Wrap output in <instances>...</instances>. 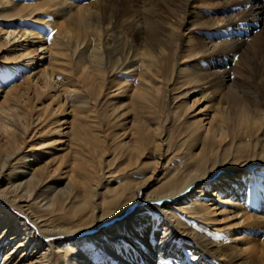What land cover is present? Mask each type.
Listing matches in <instances>:
<instances>
[{"label":"bare ground","instance_id":"bare-ground-1","mask_svg":"<svg viewBox=\"0 0 264 264\" xmlns=\"http://www.w3.org/2000/svg\"><path fill=\"white\" fill-rule=\"evenodd\" d=\"M28 1L0 0V9H7L0 12V64L8 60L12 73L23 79L21 85L0 89V264H156L170 255L179 257L181 245L194 256L203 251L222 264H264V239L258 235L264 234V219L251 216L258 214L257 207L242 182L252 164L264 161V0H120L129 3L121 16L113 13L117 0ZM25 18L32 20L30 28H18L17 21ZM249 23L256 27L253 34ZM125 28L132 32L130 41L101 39ZM92 36L96 43L88 63L82 53L73 62L62 52L67 43L82 49ZM172 57L175 64L186 62L187 69H174L172 80L165 79L162 67ZM65 59L72 69L62 63ZM118 74L132 76L134 83ZM58 76L62 88L55 84ZM152 76L165 82L167 105L200 96L181 103L193 114L185 124L195 170L179 175L176 169L154 186L168 163H163L168 150L161 145V128L141 121ZM137 83L141 87H133ZM175 86L182 93L189 89L173 96ZM71 94L84 99L66 109ZM40 96L48 103L35 117L34 101ZM102 98L106 111L101 120L91 119L92 113L84 116L88 127H96L86 132L77 111L93 108ZM199 105L204 107L196 109ZM49 113L62 118L38 135L56 136L48 145L60 147L63 155H50L43 163L26 152L20 157L28 126H39ZM153 150L159 154L153 156ZM108 156L136 175L143 168L152 173L141 182L126 181L97 193L91 184L109 164ZM69 158L68 170L61 168ZM83 159L90 170L82 175L73 165ZM195 189L198 198H213L212 203L192 198L191 204L213 227L229 233L234 243L229 251H218L176 216L184 205L181 199L192 197ZM144 207L160 214V232L140 211ZM25 223L31 230L26 235L21 234ZM88 232L92 238L74 241ZM123 233L129 240L118 247L115 240ZM40 237L57 238L55 250ZM100 249L107 254L97 259Z\"/></svg>","mask_w":264,"mask_h":264},{"label":"rangeland","instance_id":"rangeland-1","mask_svg":"<svg viewBox=\"0 0 264 264\" xmlns=\"http://www.w3.org/2000/svg\"><path fill=\"white\" fill-rule=\"evenodd\" d=\"M6 1V0H4ZM85 0H78V2L75 3H81L84 2ZM7 2H11L10 4H14V5H25V3L29 2L28 0H7ZM158 9L161 11L162 10V15L165 16V11L162 8L163 6L161 4L158 5ZM129 7V3H127L126 1H124V3L120 0H117L114 5H113V10H114V15L116 16H121V14L127 12V8ZM7 9L6 8H1L0 12H5ZM158 10V11H159ZM17 27L18 28H30L29 26L32 24V20L30 18H25L24 20H18L17 21ZM248 28L249 31L253 34V32H256V27L253 26L249 23L248 24ZM54 35V32L52 31L48 36H46L47 38H51ZM56 36V34H55ZM54 36V37H55ZM118 37V38H117ZM132 32L129 29H120L117 32L114 33H105L101 39L104 42L107 43H114L116 38L122 41H130L132 40ZM58 41V45L62 46L64 43L57 38ZM86 41L84 42V46L82 49L80 48L81 45L77 48V46L75 47L74 45H70V44H66L62 47V52L68 53V55L70 56L69 59H71L73 62H75V60H77V56L79 55V53H82V57H85L86 63H88L91 59V57L93 55L92 47L94 42L96 43V38L94 36H92L91 38H87L85 39ZM82 43V42H81ZM88 46V47H87ZM73 49H77V51L74 52V56L72 57V52ZM88 49L89 52L87 51ZM80 51V52H78ZM92 52V53H91ZM91 55V56H90ZM7 55L4 57L5 59ZM72 57V58H71ZM1 61H3L2 56H1ZM8 60H6L4 63L0 64V89H9L15 86H18L19 84L21 85V83L23 82V79H20L18 76L14 75L12 73V71L10 70L11 68V64H7ZM62 63H65L67 65V67L69 69H72V67L69 65L67 59L62 60ZM186 62H184L183 64H175V62L173 61V57L172 59H166L165 64L163 70H162V77L165 79H170L172 80V73L173 70L177 69V68H182V69H187L186 67ZM16 65V64H15ZM176 65V66H175ZM184 65V66H183ZM231 65H229L228 67H230ZM140 70H143V68H139L140 65L135 64L134 68H137ZM67 70V69H66ZM143 72V71H142ZM146 76H150L151 75H146ZM161 76L159 78L157 77H153L149 80V82H145L148 86H150V88H148V91L150 93V95H147V103L144 104L143 108V113L144 115H142V122L147 124L150 127H156L158 125V127L161 128L162 130V137L161 139L164 141V145L163 143L161 144L166 150H168L167 155L165 156L164 162H168L165 165V168L163 170H160L158 174L159 179L152 184L157 185V183L159 181L164 182L166 181L170 175L171 172H173L174 170H179V175L180 174H184L186 172H190L195 170L196 168V164L195 162L192 160V155L190 156L191 153L194 152V148L192 147L191 141L188 139V129L186 126V122L188 120L189 117H192V112L190 113V111L185 112L184 108H182V102H186L189 101L190 103L196 99V98H200L199 94L198 97H196L197 95L189 98V99H185L182 98L180 100H175V104L174 105H167L166 102V96H165V91H166V87H163V84H165V82L163 83L161 80ZM18 77V78H17ZM122 81H130L129 83H134L133 81V77L130 75L124 76L122 74H118V76ZM115 77L113 76V79ZM134 78H136V74H134ZM116 82H118V80L114 79ZM148 80V79H146ZM55 84L59 87L62 88L64 85V82L62 83V79L61 77H57L55 80ZM62 83V84H60ZM60 84V85H59ZM142 84V82H141ZM168 84V83H167ZM162 86V87H161ZM177 86V85H176ZM175 86V91L171 90V92L173 93V96L178 95V94H183L186 92H188L189 88L184 87L183 93L181 92V89H179V87L177 88ZM66 87V86H65ZM133 87H141L140 83H137L136 86ZM157 87H160L159 91H154L157 89ZM183 88V87H182ZM154 91V92H153ZM77 95V96H75ZM75 95H69L68 99L69 101H66L67 104L65 105V108L67 109L68 106H71V104L76 105L78 104L77 102H81V100L84 99L83 96L75 94ZM64 97V96H63ZM107 99V98H106ZM71 101V102H70ZM114 102H119V100H117V98L115 100H113ZM48 103V99L45 98V96H40L37 100L34 101V105L36 110L33 111V113L31 114L32 116L37 115V113H39L40 111H38L40 109V107H42L44 104ZM91 105H87L85 109H83L81 112H78V117L80 118V124L85 125V129L86 132H91L90 129L95 130L96 127H88L90 125V120L88 122V120L84 119V116L87 114H91L92 113V117L91 119H93L94 117H98L99 120H101L102 115L104 114V112L106 111V106H107V100H104V98H102L97 104H95L93 106V108H90ZM177 107V108H176ZM203 108V106H197V108ZM23 110V109H22ZM70 110V109H68ZM92 111V112H91ZM71 113H73L71 111ZM70 113V114H71ZM36 117V116H35ZM62 118L61 115H57V116H52L51 113H49L48 115L45 114L43 115V117H41V120L44 119V121H41L39 126H28L29 127V132L26 134V136L24 137V139L21 142L20 145V157H22L24 155V153H27L28 155H33V157L39 159V161H41L42 163L45 161L46 158H49L50 155H54V157L57 156L60 157L63 155V153L59 152V148L60 147H54L53 145H48L50 142L49 139H54L56 136H48V135H43L42 137H40L38 134L40 131H42L43 129H45L46 127H52L54 128V121ZM65 119H69L68 117H66ZM100 130L102 132H104V134L108 135L109 130L105 127V124L102 125L100 124ZM34 131V132H33ZM29 133H34L33 137H31V135L29 136V138L27 139V136ZM31 137V138H30ZM262 137L264 138V130L262 132ZM242 140V139H241ZM48 141V142H47ZM47 143V144H46ZM43 145H48L46 148L41 149V147ZM186 145V146H185ZM183 147V148H182ZM57 148V149H56ZM88 148V146H87ZM186 148H188L186 150ZM37 149V150H35ZM153 149V148H152ZM192 149V150H191ZM194 149V150H193ZM181 150V151H180ZM185 150V151H184ZM191 151V152H190ZM193 151V152H192ZM25 153V154H26ZM31 153V154H30ZM159 152H154L152 155L156 156L158 155ZM112 157V156H111ZM61 160V159H60ZM109 161V164H106V168H103V171L98 174V179L96 176V182H93L91 185L92 187L96 188V192L97 193H103L104 188H110V187H115L118 185H121L124 182H132V183H137V182H141L143 180H145L148 176L151 175L152 170L151 168H149L150 170L146 171V168L141 169V171L139 170L138 174L136 175V170L133 168L127 169L125 170V166L122 165V162H115L113 161L112 158H110V156H108L106 158V161ZM169 160V161H167ZM71 158H69L66 162L65 165H62L61 168L68 170V166L71 163ZM264 161L258 162L256 161L254 164H252L247 171H245L246 173H248V179L245 180L244 178H242V182L244 183V187H245V192L247 194L251 193V203L257 207V213L258 214H254V213H250L252 217H260L264 219V165L262 164ZM191 164L190 166L188 165ZM105 165V164H104ZM109 165V166H108ZM122 165V166H121ZM195 165V167L193 166ZM89 164L86 160H81V162H79L78 164H74V170L75 172L79 174L83 175V171H85L86 169H89ZM194 168H193V167ZM117 167V168H115ZM122 169H121V168ZM116 169H119V172H115ZM121 169V170H120ZM90 170V169H89ZM106 170V171H105ZM145 170V171H144ZM114 171V172H113ZM121 171H124L121 173ZM128 171V172H127ZM128 174H126V173ZM118 173V174H117ZM121 173V174H120ZM174 173V172H173ZM91 173L89 172L87 175L89 176ZM104 174V177H102ZM113 174V175H112ZM115 174H117L116 176H114ZM86 175V176H87ZM106 175V176H105ZM87 176V177H88ZM110 176V177H109ZM154 176V175H153ZM107 177V179L105 178ZM109 177V178H108ZM125 177V179H124ZM179 177V176H178ZM96 183V185H95ZM94 184V185H93ZM100 186H97V185ZM103 187V189H102ZM93 188V189H94ZM99 188V189H98ZM208 191H212V189L210 187L207 188ZM95 191V189H94ZM261 191V193H260ZM194 192H196V189L193 191V196H187L184 197L183 199H181V203H184V205L182 206V210L179 212H176V216L179 218L180 222H182L183 226L185 229H187L188 231H191L195 234L201 235L204 239H206L207 241L211 242L212 244H215V249H217L218 251H229L233 246L234 243L231 242L232 239L230 238L229 233H227L226 231H220L217 230V228L213 227V225L211 223H209L208 221H206L207 216L204 215L197 206H195L194 204H191L192 202V198H195L196 200H204L207 203H212L213 198L209 197V196H202L198 198V195H194ZM263 192V193H262ZM215 200V199H214ZM142 209V208H141ZM142 213H144V215H148V220L151 224L154 225V227L156 228V232H160V230H157V228H159V223H161V218H160V214L158 213L157 210L153 209V208H146L144 207L142 210H140ZM253 212V210L251 209L250 212ZM13 214H15L13 211H11ZM16 215V214H15ZM18 217L15 218V222L17 227L20 226L21 222H19ZM205 219V220H204ZM157 225V227H156ZM23 228V233L21 232V234H25L27 231H31L30 227L28 225L22 226ZM25 230V231H24ZM25 232V233H24ZM31 233V232H30ZM27 234V233H26ZM25 234V235H26ZM94 235L92 232H88L87 234L82 235L80 238H73L74 241H80V240H85V239H89L92 238V236ZM125 235V236H124ZM258 235H262L260 236V238H262L261 240L264 239V234L259 233ZM41 238V237H40ZM42 240H44V245L48 244L50 245V249L51 251L55 250V246H56V242H58L57 238H41ZM129 238L126 237V234L123 233L121 235V238H118L117 240H115V244L120 247L122 244L121 243H125L126 241H128ZM232 244V245H231ZM66 248L63 246V249ZM188 250V251H187ZM179 257L170 255L167 256L166 258H161L159 261L156 260V264L159 262L160 264H222L219 260L213 258L211 255H208L207 253L200 251L199 255L194 256L192 254V251L189 250L187 247H185V245H181V247H179ZM107 254L105 249H100L99 254L96 255L97 259H100L101 254ZM172 256V257H171ZM153 257L157 258V254H155ZM152 257V258H153ZM196 257V258H195ZM56 259V257L54 258ZM166 260V261H165ZM54 261V260H53ZM161 261V262H160ZM165 261V262H164Z\"/></svg>","mask_w":264,"mask_h":264}]
</instances>
